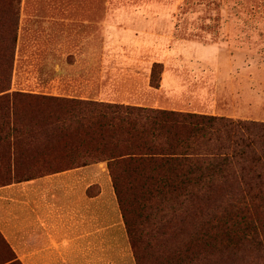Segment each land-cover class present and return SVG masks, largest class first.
<instances>
[{
    "label": "trees",
    "instance_id": "trees-1",
    "mask_svg": "<svg viewBox=\"0 0 264 264\" xmlns=\"http://www.w3.org/2000/svg\"><path fill=\"white\" fill-rule=\"evenodd\" d=\"M19 5L0 0V109L9 111L0 112V141L8 151H94L40 174L105 162L135 264L264 259V122L11 90ZM20 102L50 107L22 116ZM65 124L96 131L66 134ZM4 263L21 264L12 256Z\"/></svg>",
    "mask_w": 264,
    "mask_h": 264
},
{
    "label": "rangeland",
    "instance_id": "rangeland-1",
    "mask_svg": "<svg viewBox=\"0 0 264 264\" xmlns=\"http://www.w3.org/2000/svg\"><path fill=\"white\" fill-rule=\"evenodd\" d=\"M10 87L264 122V0H20ZM17 107L25 116L50 106ZM8 150L0 141V185L94 153ZM113 255L135 264L130 244ZM11 256L0 235V263Z\"/></svg>",
    "mask_w": 264,
    "mask_h": 264
},
{
    "label": "crops",
    "instance_id": "crops-1",
    "mask_svg": "<svg viewBox=\"0 0 264 264\" xmlns=\"http://www.w3.org/2000/svg\"><path fill=\"white\" fill-rule=\"evenodd\" d=\"M0 235L21 264H122L113 253L129 250L105 162L0 185Z\"/></svg>",
    "mask_w": 264,
    "mask_h": 264
}]
</instances>
